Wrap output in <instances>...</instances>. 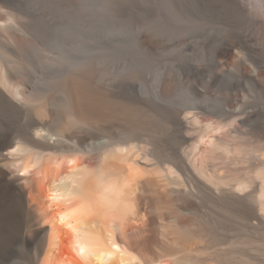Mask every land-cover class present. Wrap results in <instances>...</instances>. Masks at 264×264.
<instances>
[{
  "label": "rangeland",
  "instance_id": "rangeland-1",
  "mask_svg": "<svg viewBox=\"0 0 264 264\" xmlns=\"http://www.w3.org/2000/svg\"><path fill=\"white\" fill-rule=\"evenodd\" d=\"M80 92L93 112L68 120ZM184 111L230 116L232 134L264 151V0H0V143L31 141L39 125L63 149L143 144L140 162L184 172L158 200L195 234L166 230L170 247L264 264V219L185 169ZM38 237L0 210V264H31Z\"/></svg>",
  "mask_w": 264,
  "mask_h": 264
},
{
  "label": "bare ground",
  "instance_id": "bare-ground-1",
  "mask_svg": "<svg viewBox=\"0 0 264 264\" xmlns=\"http://www.w3.org/2000/svg\"><path fill=\"white\" fill-rule=\"evenodd\" d=\"M91 102L89 93L73 95L68 120L78 111L92 114ZM181 121L185 169L214 193L248 200L264 219V151L232 134L230 116L184 111ZM41 129L31 141L0 143V210L16 228L39 236V248L28 249L31 264L227 263L223 254H188L192 249L165 240L168 229L195 234L188 220L175 223L179 208L162 217L158 198L183 185L174 162L142 163L151 161L145 145L129 140L58 148Z\"/></svg>",
  "mask_w": 264,
  "mask_h": 264
}]
</instances>
